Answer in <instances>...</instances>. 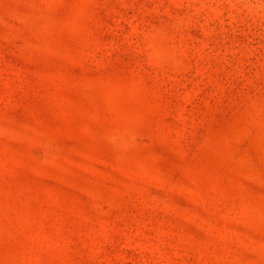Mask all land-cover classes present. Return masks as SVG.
I'll return each instance as SVG.
<instances>
[{"label":"rangeland","instance_id":"obj_1","mask_svg":"<svg viewBox=\"0 0 264 264\" xmlns=\"http://www.w3.org/2000/svg\"><path fill=\"white\" fill-rule=\"evenodd\" d=\"M0 264H264V0H0Z\"/></svg>","mask_w":264,"mask_h":264}]
</instances>
